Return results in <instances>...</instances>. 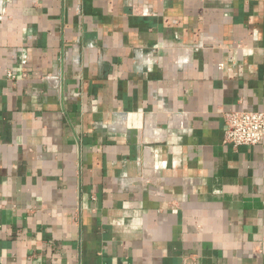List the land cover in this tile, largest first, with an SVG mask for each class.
Instances as JSON below:
<instances>
[{
  "label": "crops",
  "instance_id": "obj_1",
  "mask_svg": "<svg viewBox=\"0 0 264 264\" xmlns=\"http://www.w3.org/2000/svg\"><path fill=\"white\" fill-rule=\"evenodd\" d=\"M240 111L264 0H0V264H264Z\"/></svg>",
  "mask_w": 264,
  "mask_h": 264
},
{
  "label": "built area",
  "instance_id": "obj_2",
  "mask_svg": "<svg viewBox=\"0 0 264 264\" xmlns=\"http://www.w3.org/2000/svg\"><path fill=\"white\" fill-rule=\"evenodd\" d=\"M9 80L16 76L6 72ZM224 142L234 147L253 146L264 141V111H240L224 114Z\"/></svg>",
  "mask_w": 264,
  "mask_h": 264
}]
</instances>
